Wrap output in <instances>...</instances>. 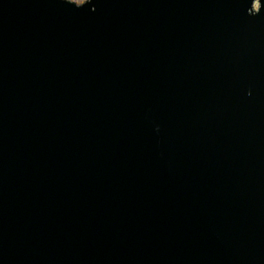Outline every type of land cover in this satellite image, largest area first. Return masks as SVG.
I'll list each match as a JSON object with an SVG mask.
<instances>
[{
  "label": "water",
  "instance_id": "obj_1",
  "mask_svg": "<svg viewBox=\"0 0 264 264\" xmlns=\"http://www.w3.org/2000/svg\"><path fill=\"white\" fill-rule=\"evenodd\" d=\"M0 264H264V0H0Z\"/></svg>",
  "mask_w": 264,
  "mask_h": 264
},
{
  "label": "rangeland",
  "instance_id": "obj_2",
  "mask_svg": "<svg viewBox=\"0 0 264 264\" xmlns=\"http://www.w3.org/2000/svg\"><path fill=\"white\" fill-rule=\"evenodd\" d=\"M75 1L76 3H79V2H82L83 0H73Z\"/></svg>",
  "mask_w": 264,
  "mask_h": 264
}]
</instances>
